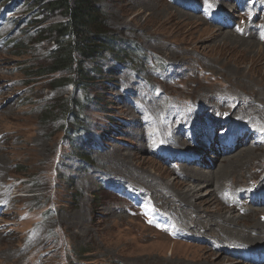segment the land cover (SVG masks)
Returning a JSON list of instances; mask_svg holds the SVG:
<instances>
[{"label":"rangeland","instance_id":"1","mask_svg":"<svg viewBox=\"0 0 264 264\" xmlns=\"http://www.w3.org/2000/svg\"><path fill=\"white\" fill-rule=\"evenodd\" d=\"M203 3L204 0H101L109 15L108 24L114 38L120 42L137 43L155 59L164 60L165 67L160 69L151 62L137 73L122 64L121 73L113 79L99 76L100 79L93 84L91 96H96L109 107L107 113H103L94 103L86 112L89 121L97 123L94 139L99 141L102 138L98 142L99 148L91 152V161L87 164L80 160L81 151L62 141L61 125L64 122L56 119L47 121L45 118L50 111L46 107L52 100L62 97L79 100L85 93L73 87L52 90L44 77L26 82L27 68L37 70L49 63L46 60L49 46L34 44L33 32L27 30L33 1L0 0V198L3 191H8L7 201L0 200V264H65L62 251L68 239L74 252H88L77 257L85 264H241L213 250V246L217 247L214 235L219 236L223 227L228 232L245 233L248 230L251 237L259 235L251 228L243 229L247 227L243 222L239 227L222 224V228L214 229L208 226L207 229L211 228L214 233L207 234V237L202 233L184 234L182 229L188 226L191 229L200 218H212L216 214L215 209L218 213L217 209L225 212V217H244L255 223L264 220V208L258 213H249L250 205L243 201L247 192L264 191L260 190L264 188V150L245 148L256 154L253 160L246 161L249 155L240 160L243 153L240 149L229 158L236 163L230 166L228 159L213 164L215 154L212 148H208L206 160L215 165L214 173L222 165L231 167L228 166L227 174L218 177V188L224 185L222 193L210 198L208 190L211 186H197L189 179L180 178L175 170L181 165L191 166L184 159L194 150L197 152L199 146L180 141L176 147H171L155 132V127L164 122L166 111L173 114L169 121L176 125L186 112L203 103L210 105V99L214 97L220 107L211 109L206 119L222 120L224 116L220 109L229 106L237 112L239 102L233 100L246 99L250 95L254 97L248 103L256 113L254 117L264 122V96H260L264 93V50L260 56H254L246 51L248 47L243 44L223 43L225 35H217V27L197 20L196 14L193 17L186 15L192 13L181 6ZM259 3L264 5V0ZM238 6L251 10L239 3ZM231 11L228 8L217 9L216 12L238 18V14ZM263 19L264 12L255 15L250 11L245 20H237L239 31L248 23L257 27ZM47 20L51 24L56 18ZM10 40L21 45V54H17V46L9 45ZM112 56V53L105 52L98 61V69L116 65ZM95 65V61L86 64L88 70ZM108 81L112 83L108 84ZM222 99L226 100L221 102ZM149 101L155 102L160 111L151 108ZM149 107L150 114L156 115L153 118L146 116L145 109ZM131 119L142 123V128L126 125ZM184 121L189 127L188 133L195 137L197 130L193 113ZM141 131L153 135L155 142L148 149L138 137ZM238 133H241L240 129L228 137ZM213 141L214 137H209L204 145L210 147ZM253 143L252 140L249 144L253 146ZM61 150L62 154L68 155L57 165ZM203 165L199 167L204 169ZM181 175L184 177L182 172ZM47 176L51 180L60 178L55 198L59 202L58 214L51 217L43 214L49 208L43 197L51 196L53 192H40L46 187ZM214 176L208 174L200 179L215 180ZM48 185V189L53 187V181ZM107 186L120 188L122 194L130 195L127 199H116L101 189ZM195 186L199 190L197 198L190 196L184 203L183 196L191 193ZM243 190L245 195L241 196L239 192ZM207 200L213 202L209 208L212 212L208 214L189 210L186 206H194L192 204L198 202L196 207L204 210L208 208ZM228 202L232 206L227 209L225 205ZM30 209L31 214H27ZM154 210L175 227L180 241L173 242L164 235L160 236L154 226L158 220H150ZM54 233H57L56 239L64 234L53 244L60 249L53 258L44 261L46 255L40 250ZM256 243L259 244V240ZM240 245L235 241L224 248ZM240 251L235 254L243 257L245 252Z\"/></svg>","mask_w":264,"mask_h":264},{"label":"bare ground","instance_id":"2","mask_svg":"<svg viewBox=\"0 0 264 264\" xmlns=\"http://www.w3.org/2000/svg\"><path fill=\"white\" fill-rule=\"evenodd\" d=\"M260 1L261 0H240L239 4L243 7H249L251 9L250 11H252L255 15H258L259 13L264 12V5L262 3H259ZM196 5H200V7L196 8L195 7ZM209 5H211V7H209ZM181 6L185 9L189 10L192 13V15L191 14H186V15L193 17V15L196 14L197 16L196 15H194V16H196V18H198L197 20H202V21L211 23L213 26L217 27L218 28L217 35L218 34H222V35L224 34L225 35L223 37V38H225L223 43H228V44L232 43L234 46L237 44H238V46H239V44H241V45L243 44L245 47H248V49L246 51L253 53L254 56H260L261 54H263V50H264V19L262 20V22L258 23L257 27H254V24L248 23L247 26L242 27L241 31H239L237 20H240V21L245 20V18L249 15L250 11H246V10L241 9L238 6V3H235L234 0H204L203 4H194L191 6L183 4ZM228 8H231V10H232L231 13L234 12L235 14H238L237 15L238 18H236V15H233L234 17L230 18V16L228 14H225L224 16L218 17V18L211 16V15L209 16V13H210L209 11L216 12L217 9L227 10ZM183 12H180V14H184ZM227 22H229V25H227ZM228 31H230V32H228ZM232 32L234 34L237 33V36L234 35ZM241 37H243V38H241ZM234 39H236L237 41H234ZM247 39H252L254 41H250ZM240 77L243 78L242 76H240ZM251 82L256 83L259 86H263V85L255 82L253 80H251ZM9 84H8V87L11 86ZM260 96H264V93L261 94ZM211 99H212V101H211ZM211 99H210V102H211L210 105L208 103H203L197 109L186 112L184 114L183 119L179 120V122L176 125H173L169 121L170 117L173 114L170 111H166L165 116H164V122H161L160 124H158L155 127V132H156V135L159 137V139L163 140L168 146H171V147L172 146L176 147L180 141H187L190 144L199 146V148L197 149L198 150L197 152L195 150L194 151L191 150V151H193L192 154L189 155V157L191 159V161H190L191 166L181 165L179 168H177L175 170H177L178 176L180 178L189 179L190 182L197 183V186L198 185L200 186L202 184H203V188L204 187L208 188L211 186L210 190H208V191H210L209 197L210 198H212V197L216 198L217 193H222L223 186H224V185L223 186L221 185L218 188V185H219L218 180H220L218 177L222 176V174H227L229 171L228 166L229 165L232 166L235 163V161H234V163H233V161H230L229 158H231L234 153H236L237 151L242 149L243 153L240 154L241 155L240 160H244V156L246 157L248 155L249 156L246 158V161H247V159L253 160V158L256 157L255 156L256 154L252 153L251 150H247L245 148L249 147L252 150H257V149L264 150V141H262V139L264 138V129H263L264 128V122L262 120L259 121L258 119H256L254 117L256 113H255L254 109L252 108V106L250 104H248L251 99L252 100L254 99V97H252L250 95H248V97L246 99L233 100V102H239L238 107H237V112L232 111L230 106H229V108H226L224 110L220 109V112L224 116L222 118V120L213 119L211 117L210 118L212 120L206 119V115H208L209 111L211 109H213L214 107L219 106L218 104L215 103V97L211 98ZM225 100L226 99H222L221 102H224ZM150 103H151V108L152 107L156 108L155 102L149 101L148 105ZM257 105H260V104L257 103ZM151 108L149 107V108L145 109L147 112L146 116L153 118L156 115L153 116L150 114ZM156 110L158 112L160 111V109H158V108H156ZM250 110H252L251 113H250ZM192 113L194 115V120L196 122L197 135L195 137H192L188 133L189 127H188L187 123L184 121V119ZM236 116H239V118L234 119ZM131 120L132 121H130L128 123L126 122V125H128V126L129 125L140 126L142 128V126H143L142 123H139V122L135 121L134 119H131ZM238 129L241 130V133H238L235 135V138L237 139L236 145L234 147H231V148H228L227 150H225V148L227 147L226 142L228 141V139H227L228 135L232 132H235ZM167 130H169L168 133H163V131H167ZM218 133H220L219 136H218ZM134 136H136V135L134 134ZM138 137L142 138L143 142L146 144L147 149H148V147L152 146V144L155 142L153 140V135H151L150 133H148L146 131H143V132L141 131L139 133ZM209 137H215V143L211 144L210 147H207L204 145V141L206 139H208ZM252 140L254 141L253 146L249 144L250 141H252ZM215 146L218 148V150H215V148H216ZM208 148H212V150L215 154L213 164H215L216 162H220V160L225 161L228 159V161H230V162H228L229 165H227V164L222 165L220 167V169L218 170V172L214 173L213 170L215 168V165H211L206 160V157H207L206 155L209 153ZM198 152H201L204 155V156H202V158L200 159L199 162H197L196 158L194 157L195 153H198ZM134 157H133V159H134ZM263 159H264V156H263ZM196 164H200V165L197 166ZM203 164H207V165H203ZM194 165H195V167H192ZM202 165L204 166V169H201V167H199ZM226 165H227V168H224V166H226ZM0 172H1V170H0ZM181 172L183 173L184 177L181 175ZM206 172H208V174H210V175H215L214 179L217 182L213 179H204V180L200 179L203 176L208 175ZM198 176H200V177H198ZM144 185L149 186L148 184H144ZM263 189L264 188H262L260 190H263ZM260 192H262V191H260ZM2 193H3V196L0 198V200L1 201H3V200L7 201L8 191H3ZM198 193H199V190H197V187L192 189L191 193H187L186 196H183V198L185 199V200L183 199L184 203L190 199V196H193V198L196 199L197 198L196 196H198ZM239 194L241 196H244L245 190L239 192ZM254 195H255V193L253 194L252 192L251 193L247 192L246 197L243 199V201L245 203H249V205H250V209L248 211L249 213H250V211H252V213H258L261 208H264V204L263 205L257 204V202L254 199ZM227 197H229V195ZM197 203H194V204L191 203L194 206H189V205H186V206L188 207L189 210H192V209L198 210L199 212L202 211L203 213H207V214H208V212H212V211H210L211 209H209V208H211L210 206L213 204V202L211 200L210 201L207 200L205 202L206 204H208V208L204 209L205 211L198 209L196 207V206H198V205H196ZM231 206L232 205L229 202L226 203V205H225V207L227 209ZM188 209H187V212L189 213ZM217 210L219 211L220 214L218 212H216V209H215L214 213H216L217 215L215 214L216 216L214 215V216H212V218H209V219L200 218L201 216L199 215L200 219L195 221L196 222L195 225L192 226L191 229L189 226L187 228H183L182 229L183 233L184 234L185 233H191V234H201L202 233V235H204V236L206 235V237H207V234L214 233L211 228H214V229L215 228H222L223 227L222 224H224V225L229 224V225L239 227L240 226L239 224L243 222L244 225L247 226L243 229L247 230L246 228H251V229L259 232V235H255V236L251 237L248 230L245 233H243V232L234 233L233 231L228 232V230L223 227L222 229H220V230H222V232L220 231V233H218L219 236L214 235V238L216 239L217 247L212 245L213 250L215 249V251H217L218 253H221L224 256H227V257H229L235 261H238V263H241V264H264V256L261 255L262 252H264V220L261 219V221H259L258 223H255V222H251V220L245 219L244 217H240V218L227 217V216L225 217V215H224L225 212H221L222 211L221 209H217ZM230 210H228V212ZM233 210L240 211V209H233ZM192 214H196V212H193ZM153 218H161L156 213V210H154ZM161 219L162 220L159 221L155 226V228L159 232L160 236L163 237V235H164V236L168 237L169 239H171L172 241L173 240L178 241L179 238L175 234V227L168 220H166V219L164 220L163 218H161ZM234 219H236V220H234ZM218 220H221L222 223L220 224V222ZM208 226H210L211 228L207 229ZM198 227H199V229H198ZM202 229H205V230L201 231ZM221 233H223V234L220 235ZM257 238H260V239H257ZM244 240H248V241H244ZM257 240H259V244L256 243ZM235 241L241 245L224 248L225 245H229L231 242H235ZM173 242H176V241H173ZM191 244H193V243H191ZM195 245L203 246V245L198 244V243H195ZM240 250H243V251H240ZM237 251L245 252V255L243 257H241L238 254H235ZM250 257L255 258L256 261L249 262L248 258H250ZM225 259H227V258H225ZM216 264H223V263L217 262Z\"/></svg>","mask_w":264,"mask_h":264},{"label":"trees","instance_id":"3","mask_svg":"<svg viewBox=\"0 0 264 264\" xmlns=\"http://www.w3.org/2000/svg\"><path fill=\"white\" fill-rule=\"evenodd\" d=\"M24 3L33 1L32 11L29 16L27 30L33 32V42L47 44L46 60H49L45 66L36 68H27L25 71L26 82H35L36 78L44 77L50 83L49 87L52 90H61L73 87L82 90L85 96L82 99L75 100L62 97L63 99H54L46 107L48 111L46 120L56 119L57 122L63 121L61 130L63 131V139L71 144V137L82 139L84 135H89L93 127L97 123L90 122V117L87 110L94 103L98 105L100 112H106L109 105H104L103 102L96 99V96H91L93 84L98 78L109 76L112 79L118 75L117 66L123 62H127L136 70L145 65L152 54L134 42H120L114 38L111 28L108 24L109 15L101 0H22ZM55 17L54 23H49L48 18ZM9 45L17 46V54H21L22 48L19 43L14 40L10 41ZM105 52L113 54L114 66H109L105 70L98 69V61L104 56ZM95 61L96 65L92 70L87 69V62ZM153 62L160 64L156 59L152 58ZM100 76V77H99ZM112 83L110 81L107 82ZM102 106V107H101ZM60 119H59V118ZM106 119V118H104ZM90 144L91 140L88 139ZM81 150L83 159L89 161V156ZM46 187H43L41 193H51V196L43 197V200L48 205L55 201L57 194L56 189L59 181L56 177H46ZM69 180L71 178H68ZM53 181L54 186L49 187ZM47 189V190H44ZM80 196L77 197V200ZM56 202V201H55ZM55 204H59L56 202ZM51 207V206H50ZM49 209V208H48ZM48 210H45V216H48ZM50 211H55L50 210ZM66 236V235H65ZM57 233L52 235L48 242L41 248L40 253H45V259H51L59 251L60 247L54 245L58 240L64 237V234L57 238ZM67 240V239H66ZM50 245V246H49ZM63 263L65 264H85L77 257L83 256L88 252L76 253L68 241L63 244Z\"/></svg>","mask_w":264,"mask_h":264},{"label":"snow or ice","instance_id":"4","mask_svg":"<svg viewBox=\"0 0 264 264\" xmlns=\"http://www.w3.org/2000/svg\"><path fill=\"white\" fill-rule=\"evenodd\" d=\"M209 7H211V5H209Z\"/></svg>","mask_w":264,"mask_h":264}]
</instances>
